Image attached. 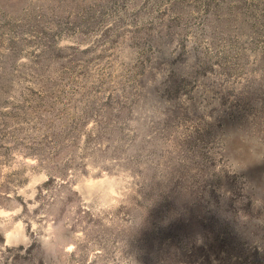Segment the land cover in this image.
Wrapping results in <instances>:
<instances>
[{
	"label": "rangeland",
	"instance_id": "obj_1",
	"mask_svg": "<svg viewBox=\"0 0 264 264\" xmlns=\"http://www.w3.org/2000/svg\"><path fill=\"white\" fill-rule=\"evenodd\" d=\"M0 264H264V0H0Z\"/></svg>",
	"mask_w": 264,
	"mask_h": 264
}]
</instances>
